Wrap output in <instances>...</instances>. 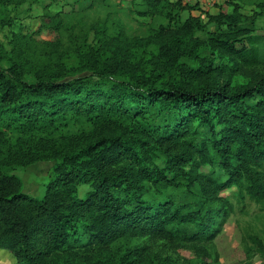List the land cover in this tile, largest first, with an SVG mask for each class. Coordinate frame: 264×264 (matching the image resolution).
<instances>
[{"label": "trees", "instance_id": "16d2710c", "mask_svg": "<svg viewBox=\"0 0 264 264\" xmlns=\"http://www.w3.org/2000/svg\"><path fill=\"white\" fill-rule=\"evenodd\" d=\"M182 1L170 7L189 17L171 13L149 40L99 47L74 36L35 48L14 34L11 52L0 43V251L20 264H149L137 249L116 262L111 247L131 238L144 251L201 249L233 212L227 191L264 203V0H229L218 14ZM29 2L0 0V32ZM167 4L145 0L141 15ZM43 20L63 29L49 7ZM72 117L95 128L56 139ZM41 162L53 175L34 198L13 172ZM252 242V264H264V240Z\"/></svg>", "mask_w": 264, "mask_h": 264}, {"label": "rangeland", "instance_id": "374dc122", "mask_svg": "<svg viewBox=\"0 0 264 264\" xmlns=\"http://www.w3.org/2000/svg\"><path fill=\"white\" fill-rule=\"evenodd\" d=\"M168 4L159 15L142 16L147 11L145 0H30L29 4L19 8L17 22L12 29L0 32V43L8 52L12 51L13 35L17 34L25 38L24 43H31L35 48H42L46 43L60 42L63 46L73 37H87L93 46H99L102 42H119V36L123 35L131 41L149 40L161 27L169 26L170 14L181 13L182 21L189 17V12H182L177 8H171L170 3L178 0H167ZM195 0H183L184 5H194ZM210 4V5H208ZM203 8L210 14H215L223 8L212 0ZM226 4V3H225ZM49 7L53 15L61 13L64 26L60 31L45 29L42 23L44 10ZM201 8V7H200ZM225 10H231L228 6ZM245 10L249 11L248 6ZM193 15L200 16L198 11ZM207 23L208 19L205 17ZM261 20V19H260ZM259 20V21H260ZM213 26L207 30L212 31ZM259 31H264V23L258 25ZM97 32V33H96ZM203 36V33L199 34ZM101 41V43H100ZM154 49L149 47V51ZM68 129H61L58 136L64 139H73L89 135L95 128L92 121L84 118L72 117L67 121ZM1 158H7L6 147H0ZM217 175L226 177L216 168ZM24 182L25 192L34 198H43L46 186L53 175V164L41 162L26 168H18L13 172ZM89 189H79V197L84 198ZM224 196L233 206V212L225 221L222 234L213 245L201 247L151 245L144 251L145 244L140 240L131 238L121 239L110 250V255L116 262L128 252L137 249L140 253L148 254L149 264H252L260 263V258L254 256L252 250V238L258 237L264 240V203L258 204L250 197L242 195L237 189L227 191ZM245 196V198H244ZM150 250V253H149ZM0 264H20L14 255L7 251H0Z\"/></svg>", "mask_w": 264, "mask_h": 264}, {"label": "crops", "instance_id": "0c3cea01", "mask_svg": "<svg viewBox=\"0 0 264 264\" xmlns=\"http://www.w3.org/2000/svg\"><path fill=\"white\" fill-rule=\"evenodd\" d=\"M212 0H195V2H194V5H199L200 7H201V9H203V10H205V11H207L205 8H203V6L205 5V4H208V3H210ZM214 1H217V3H218V5H221V4H223V6H225L226 4L225 3H227L229 0H214ZM208 5H210V4H208ZM249 5H246L244 8H247ZM250 7V10L249 11H247V10H243V12L246 14V15H249V14H251L252 13V11L254 10H257L255 7H253V6H249ZM229 12H233V8L231 7V10H229ZM219 13V10H218V12L217 13H215V14H218ZM261 21L264 23V17L258 22V25H259V23H261Z\"/></svg>", "mask_w": 264, "mask_h": 264}]
</instances>
